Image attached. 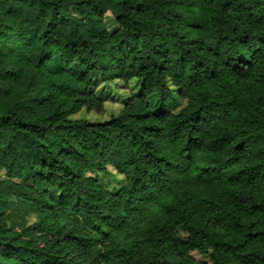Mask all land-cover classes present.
<instances>
[{
    "label": "trees",
    "instance_id": "obj_1",
    "mask_svg": "<svg viewBox=\"0 0 264 264\" xmlns=\"http://www.w3.org/2000/svg\"><path fill=\"white\" fill-rule=\"evenodd\" d=\"M227 6L222 3L221 11ZM0 9V170L7 169L0 171V264H79L72 252L87 247L91 254L100 241L109 245L108 255L96 253L102 259L140 248L147 264H264V153L256 150L261 137L251 134L264 123L259 119L264 109V32L233 29L237 34L231 40L220 38L235 49L222 62L236 81L234 94L226 98L223 89L215 87L194 85L183 94L180 88L170 92L162 74L172 49L166 42L153 43L150 55H143L145 35L139 22L130 20L132 9L113 17L120 25L113 34L100 19L105 10L93 0H3ZM139 9L137 5L135 13ZM186 27L198 30L201 25ZM185 37L179 31L168 36L177 41L179 55H172L178 71L187 66L185 59L196 43ZM152 39H159L158 34L152 33ZM97 47L114 52L110 59L117 68L126 64L128 71H109L101 64L103 75L91 78L97 69ZM148 69L151 72L138 78ZM188 70L189 80L197 71L215 79L214 69L203 60ZM64 78L80 85L68 92L67 98L75 97L71 106L46 91L67 90ZM133 80L140 93L121 102L119 112L108 120L70 119L53 128L54 117H72L82 110L104 113V100L93 92L98 81L134 85ZM173 96L186 100L176 113L168 109ZM224 108L229 109L227 114ZM225 115L245 118L239 131L222 119ZM165 120L174 124L169 144L182 141L176 153L182 156L179 164L149 150L162 131L158 123ZM48 129L56 139H48ZM113 132L134 150L130 158L121 164L97 152V162L89 165L96 174L77 184L81 177L66 161L96 148ZM85 137L89 141L85 146L69 143ZM177 168L195 183L163 192L156 189L159 194L153 196L160 177L171 179ZM129 169L136 175L125 176ZM107 173L113 174L118 188L100 182ZM137 189L144 195L134 196ZM27 212L36 222L16 232L15 218ZM77 217L85 219L79 233ZM89 217L96 220L89 231L98 233L100 240L83 232ZM193 252L206 253L208 259L197 260L190 255Z\"/></svg>",
    "mask_w": 264,
    "mask_h": 264
},
{
    "label": "clouds",
    "instance_id": "obj_2",
    "mask_svg": "<svg viewBox=\"0 0 264 264\" xmlns=\"http://www.w3.org/2000/svg\"><path fill=\"white\" fill-rule=\"evenodd\" d=\"M2 2L3 0H0V3ZM53 2H55V0H53ZM121 2H123V8H121ZM93 3L98 4L105 10V15L100 17L102 20L106 18L108 21H112L113 17L118 12L123 11L128 14L129 9L133 10V12L129 14L130 20L138 21L145 35L140 46L143 55H150L148 48H150L153 43L160 42H166L165 46L171 48L172 52L179 55L177 47H174L177 41L168 40L170 31H179L181 34H186V39H191L196 42L192 47L191 56L185 59V64L187 66L183 68L182 71H178L180 66L176 63V57L170 52V62L165 66L166 71L162 74V80L167 84L169 91L171 92L173 88H180L181 94L189 91V89L195 85L197 88L201 86L204 88H222L223 92L221 95L226 98H231L234 94L233 88L236 81L234 77L228 75L227 69L223 67L222 62L225 55H231L230 49H235L227 40L220 38L228 36L229 40H231L232 37L237 34L233 32V29H240L241 31L251 32L252 34L264 32V0H93ZM222 3H227L228 5L223 11L220 9ZM137 5L140 6L138 14L134 11ZM238 5H240V7H238ZM38 6L39 3L37 4V7ZM249 12L252 13L251 17H249ZM0 13H2V9H0ZM174 16L178 18L173 19ZM37 23H39V21H37ZM193 23L199 24L201 27L198 30L186 27V25ZM112 26L119 27L120 25L113 22ZM152 33H157L159 39L153 40ZM218 39H220L219 43H217ZM145 45H147V47H145ZM108 47H110V45ZM197 48H200L201 51L197 52ZM97 52V69L91 74V78L94 79L103 75L99 70L101 64L106 65L109 71H128L126 64L122 63L120 67L117 68L115 61L110 59L112 55H115L114 52H109L107 48L101 50L99 47H97ZM214 52L220 55L214 56L212 54ZM81 55H87V53L82 52ZM196 60H203L210 69H214L213 75L215 79L210 77L209 72L197 71L196 75L192 76V79L189 80V76L192 74L188 69L191 68V64ZM73 63H75V60H73ZM132 71L134 72L135 69H132ZM237 71H239V69H237ZM148 72H151V69H148L143 74H138V78H143ZM152 75L155 76L156 74L153 72ZM160 78L161 77H157V79ZM135 82L136 81L133 80V83ZM63 83L68 85L65 91H57L54 88L46 89V91H51L53 95L58 98L59 102H65L71 106V100L75 99V97L67 98L68 92L71 90V87H80V85L75 84L74 81H69L67 78H64ZM177 99H179V97H177ZM79 107L80 106L77 105V108ZM210 107L214 108L215 106L212 105ZM61 110L66 112V109ZM179 110L180 109H176V111ZM228 111V108H224L226 114ZM53 119L54 128L55 123H64L70 120L71 117L65 115L59 120L55 117ZM222 119H225L229 124H233L236 130L239 131L240 124L245 118L241 117L240 119H236L233 116L225 115ZM259 119L260 121H264V109H262ZM158 127H160L162 131L158 134V137L153 140L149 150L152 151L153 154L159 153L166 155L169 159L173 160V162L179 164L182 160V156L177 157L176 153L182 146V141L169 144V133L171 132V128L174 127V124H172L171 120H165L159 122ZM245 131H247V129H245ZM251 134L261 137V141L258 142L256 150L264 153V123H259L256 126V130ZM93 135H95V133H93ZM48 139H56V133L53 129H48ZM69 143H73L75 147L77 145L85 146L89 141L88 138L85 137L83 141H69ZM92 143L97 142L93 140ZM0 148H3V144H0ZM77 150L80 151V148ZM97 152H103L106 159L114 160L122 164L123 161L130 158L134 150L130 151L126 145V141L116 132H113L112 135L108 136L106 139L102 138L96 148L83 151L81 156H73L71 160L66 161L68 167L73 172H77L81 177V180L77 181V184H80L88 175L96 174L94 169L91 171L89 170V165L97 162ZM109 154L111 155L109 156ZM104 166L108 168L109 164H105ZM137 166L139 167V165ZM6 170L5 167L0 171ZM128 175L136 174L131 173L129 169L125 172V176ZM160 181L161 183L156 184L155 188L152 189L153 196L158 195L159 192H163L166 189L180 187L186 183L189 185L195 183L192 176L183 172L181 168L176 169V174L173 175L171 179L165 175L160 177ZM125 183H127V181H125ZM156 189H159V192H157ZM143 195L144 192L139 189L134 193L136 197ZM9 199L15 200L16 198L9 197ZM70 220L71 217L69 216L65 223L68 224ZM19 222L20 219L18 217L17 223ZM92 223H96V220L89 217L87 221L88 226L83 229V232L93 236L94 240H100L98 233L93 234L89 231ZM82 224H85V219L83 217H77L75 229L78 233L81 231ZM54 228L55 225H53V229ZM104 230L108 231L109 229L105 228ZM19 231L20 228L17 227L16 232ZM132 232L131 239L135 241V229H133ZM91 243L92 242L89 241V244ZM108 247L109 245H107L105 241H100V243L94 245L91 254L89 249L84 247L83 249H76L72 252V255L78 257L79 264H147L148 258L140 248L131 249L130 252L123 253L119 257H116L115 252H113L110 259H102L96 255L97 252L108 255Z\"/></svg>",
    "mask_w": 264,
    "mask_h": 264
},
{
    "label": "rangeland",
    "instance_id": "obj_3",
    "mask_svg": "<svg viewBox=\"0 0 264 264\" xmlns=\"http://www.w3.org/2000/svg\"><path fill=\"white\" fill-rule=\"evenodd\" d=\"M114 19L112 21H108L106 18L103 20V24L107 29L109 34H113L117 27L112 26ZM110 29V30H109ZM94 94L98 96L100 99L104 100L103 108L104 113L102 115H94L87 114L85 111H81L78 114L71 117V120H85L88 122L93 121H106L110 117V115H116L119 112V108L121 107V102L127 100L132 95H138L140 93V87L136 83L134 85L127 84L124 85L120 81H112V82H100L98 81L93 90ZM186 104V100L184 97L177 99L173 96V101L168 104V109L174 113H176V109L183 108ZM3 180L0 175V181ZM102 184H105L111 188H118L120 186L119 183L114 179L113 174L107 173V175H101L99 179ZM17 218H15L16 229L19 227L20 229L30 226L36 222V217L32 215L30 212H27L26 215L22 218L19 217L20 222L17 223ZM26 225V226H25ZM193 258L197 260H206L208 259V254L203 252H193L190 254Z\"/></svg>",
    "mask_w": 264,
    "mask_h": 264
}]
</instances>
